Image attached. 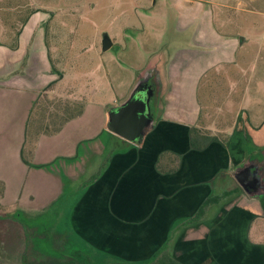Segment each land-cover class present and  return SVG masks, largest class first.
<instances>
[{"label":"crops","instance_id":"1","mask_svg":"<svg viewBox=\"0 0 264 264\" xmlns=\"http://www.w3.org/2000/svg\"><path fill=\"white\" fill-rule=\"evenodd\" d=\"M196 8L185 6L183 13L196 17ZM202 17L203 26L192 32L182 28L187 41L173 51H155L135 79L150 76L157 98L156 124L137 143L107 129L109 107L102 111L87 104L54 133L29 141L27 123L35 111L33 125L43 126L40 97L46 89L55 95L58 82L47 28L39 22L29 27L26 20L15 42L0 43L1 204L13 190V178L15 199L22 201L29 178L46 174L51 179L47 205L31 209L15 201V207L37 216L78 191L66 222L67 234L81 244L136 260L150 261L163 251L183 264H264V192L249 195L235 176L264 151V95L249 92L256 98L252 119L241 118L242 104L238 124L226 135L205 131L202 83L210 72L240 63L245 44L239 32L213 26L210 13ZM13 113L21 115L22 124L26 121L18 129V145L7 130ZM194 127L218 140L194 148ZM34 189L35 183L29 190L32 201L46 198ZM232 190L236 193L226 196ZM211 197L218 201L193 220Z\"/></svg>","mask_w":264,"mask_h":264},{"label":"rangeland","instance_id":"2","mask_svg":"<svg viewBox=\"0 0 264 264\" xmlns=\"http://www.w3.org/2000/svg\"><path fill=\"white\" fill-rule=\"evenodd\" d=\"M185 6H196L197 16L191 13L188 17L183 13ZM207 13L211 14L213 26L239 32L240 43L245 44L240 52V63L227 70L210 72L202 83L205 107L202 119L203 125L208 127L205 131L223 136L238 124L242 104L245 108L241 118L252 119L255 104L251 103L256 98H249V92L255 95L258 91L264 95V0H0V43L15 42L26 20H29V27L39 22V26L47 28L49 56L57 76L58 82L53 86L55 95L46 89L39 100L43 126L38 129L33 125L35 111L27 123L29 141L54 133L53 130L85 104L105 111L121 102L154 58L153 53L165 48L175 50L189 38L188 33H185L188 36L181 33L182 28H191L188 31L192 32ZM105 34L113 41V46L106 51L103 50ZM260 100L264 103V99ZM153 102L154 98L148 101L146 113L149 117L155 116ZM13 114L16 115L9 118L7 130L9 140L18 145V129L26 121L22 124L21 115ZM261 156L262 153L257 155ZM232 179L237 185L234 176ZM12 180L13 192L3 203L6 208L0 202V264H38V259L53 250V238L58 244L62 243L66 254L72 250H81L84 256L93 254L67 234L70 232L66 222L68 207L80 197L78 191L66 194L65 200L39 214L42 219L37 221L43 223L40 229L44 234L40 235L43 236L40 242L43 251L38 254L33 250V232L12 216L15 201L31 209L46 206L47 182L51 179L46 178V174H33L22 201L15 199L18 185L15 187L14 178ZM34 183V191L45 199L32 201L29 198ZM2 194L0 183V199ZM19 218L26 224L33 223L30 217V220L24 215ZM64 233L67 241L63 242ZM49 262L52 260L41 264Z\"/></svg>","mask_w":264,"mask_h":264},{"label":"water","instance_id":"3","mask_svg":"<svg viewBox=\"0 0 264 264\" xmlns=\"http://www.w3.org/2000/svg\"><path fill=\"white\" fill-rule=\"evenodd\" d=\"M113 46V41L108 34L103 38V50L106 51ZM147 76H140L133 84L129 94L121 102L109 107L107 129L117 134L123 139L130 142H141L146 134L152 130L156 124L155 117L147 116L148 101L154 98L156 104V95L152 96V92L144 89V83ZM260 165L263 170L256 171ZM242 174L249 176L255 174L256 178L250 182L242 180ZM235 176L243 186L245 191L255 196L264 192V160H255L250 165L241 167L235 171Z\"/></svg>","mask_w":264,"mask_h":264},{"label":"trees","instance_id":"4","mask_svg":"<svg viewBox=\"0 0 264 264\" xmlns=\"http://www.w3.org/2000/svg\"><path fill=\"white\" fill-rule=\"evenodd\" d=\"M213 140H218V138L209 134H202L201 129L195 127L192 129L191 143L194 148H204L209 142ZM96 176L97 174L93 175L91 177V181L95 179ZM234 193H236V190L228 191L226 193V196L233 195ZM214 201H218V198L211 197L207 199L204 205H202V207L199 209L197 215L194 217L193 220L199 219L204 211L205 206L208 203ZM82 244H84V246H86L89 250L92 251L93 256L90 254L84 256L81 250H72L70 251V254L67 255L69 257L66 260H56L48 264H183L182 262L174 258L172 255H169V253L163 251H160L155 256H153L150 261L147 260L145 262L143 260L141 261L104 253L103 251H100L98 248L94 247L91 243L83 242Z\"/></svg>","mask_w":264,"mask_h":264},{"label":"flooded vegetation","instance_id":"5","mask_svg":"<svg viewBox=\"0 0 264 264\" xmlns=\"http://www.w3.org/2000/svg\"><path fill=\"white\" fill-rule=\"evenodd\" d=\"M143 88L146 89L147 92L151 91L152 94L155 93V84L152 81V78L150 76H149V78L146 77V80H145ZM255 160L263 161L264 160V151L262 152V156L261 157H259L258 159H256V158L250 159L242 167H244L246 165H250ZM255 169H256L257 172L260 173V171L263 170V166L260 165L259 169L257 167ZM240 178L242 180H245L248 183V182L254 180L256 178V175L255 174H250L249 176H246V174H242V176ZM20 215L21 216L24 215V217L27 218L28 220L31 219L33 221V223L26 224V223L22 222L21 219H20L21 217L19 218ZM12 216L15 219H17L22 225H24L26 227V229H28V231L31 230L33 232L32 237L30 236L32 238L31 239V241H32V249L35 250L38 254L41 253V251H43V247H42V245H40V242L43 241L42 240L43 236H40V235L41 234L44 235V234L40 231V229H41V227H42L41 225H43V223H42V221L39 222L37 220H39L42 217V215H37V216L33 215L32 216V215L24 213V211H20L18 209H15V212H14V214H12ZM29 217H30V219H29ZM63 236H64L63 242L67 241L66 240V234H64ZM44 238H45V236H44ZM56 243H57V240L53 238V242H52V249L53 250H50V252H51L50 254H47V255L45 254V257H42L43 259H38V261H39L38 264H41L43 262H48L49 260H52V262H54L56 260H66L69 257L67 255H69L70 253H68V254L65 253L67 250H66V248H63L61 246L62 243H61V245L58 244V243L56 244ZM55 245H57L56 246L57 248L55 247ZM26 258H27V256H26ZM52 262H49V263H52Z\"/></svg>","mask_w":264,"mask_h":264}]
</instances>
